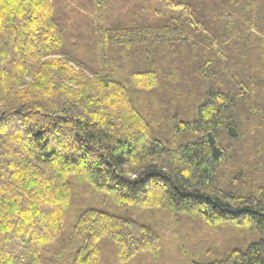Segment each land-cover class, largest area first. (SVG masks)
<instances>
[{
  "label": "trees",
  "instance_id": "16d2710c",
  "mask_svg": "<svg viewBox=\"0 0 264 264\" xmlns=\"http://www.w3.org/2000/svg\"><path fill=\"white\" fill-rule=\"evenodd\" d=\"M61 1L0 0V264L157 252L89 189L258 233L191 264H264V0Z\"/></svg>",
  "mask_w": 264,
  "mask_h": 264
},
{
  "label": "rangeland",
  "instance_id": "374dc122",
  "mask_svg": "<svg viewBox=\"0 0 264 264\" xmlns=\"http://www.w3.org/2000/svg\"><path fill=\"white\" fill-rule=\"evenodd\" d=\"M59 7L64 10L63 0ZM64 12V11H63ZM264 48V44L262 45ZM251 98L260 100L261 94L252 90ZM243 116H246L245 113ZM82 196L94 203L103 198L111 203L107 208L110 212L119 215L135 217L142 223L156 228L160 235V246L155 253H143L132 264H191L208 263L215 259L222 260L228 250L242 246L254 239L257 232L248 228H230L222 224H210L197 214L181 212L178 210H164L156 215L151 210L137 208L135 211H124L118 208L116 202L109 200L104 193L94 192L91 189L82 192ZM106 207V206H105ZM67 230L71 229L72 220L67 221ZM103 264H115L112 259L113 249L109 244L102 249Z\"/></svg>",
  "mask_w": 264,
  "mask_h": 264
}]
</instances>
